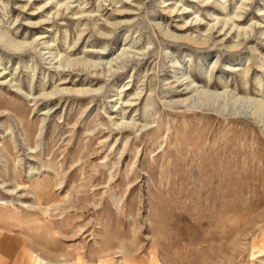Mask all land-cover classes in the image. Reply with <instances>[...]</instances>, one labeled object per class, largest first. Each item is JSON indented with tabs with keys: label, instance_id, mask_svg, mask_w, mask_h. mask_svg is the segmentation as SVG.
<instances>
[{
	"label": "rangeland",
	"instance_id": "obj_1",
	"mask_svg": "<svg viewBox=\"0 0 264 264\" xmlns=\"http://www.w3.org/2000/svg\"><path fill=\"white\" fill-rule=\"evenodd\" d=\"M0 264H264V0H0Z\"/></svg>",
	"mask_w": 264,
	"mask_h": 264
},
{
	"label": "bare ground",
	"instance_id": "obj_2",
	"mask_svg": "<svg viewBox=\"0 0 264 264\" xmlns=\"http://www.w3.org/2000/svg\"><path fill=\"white\" fill-rule=\"evenodd\" d=\"M209 31V30H208ZM191 38V37H190ZM190 41H191V43L193 44H196V45H204L205 43H206V41L205 40H196V39H189ZM223 40H225V39H223ZM223 40H221L220 39V41L221 42H223ZM227 41V40H226ZM195 46V45H194ZM187 90V89H186ZM188 92V91H187ZM184 93H185V91H184ZM184 101H186V100H184ZM127 105H129V104H127ZM132 106V105H131ZM148 129V128H147Z\"/></svg>",
	"mask_w": 264,
	"mask_h": 264
}]
</instances>
